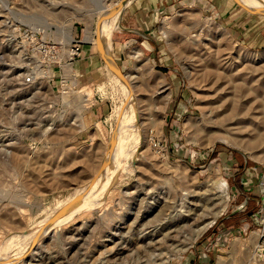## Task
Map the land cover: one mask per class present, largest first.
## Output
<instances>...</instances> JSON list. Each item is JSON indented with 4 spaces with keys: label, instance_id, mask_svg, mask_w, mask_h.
Listing matches in <instances>:
<instances>
[{
    "label": "rangeland",
    "instance_id": "rangeland-1",
    "mask_svg": "<svg viewBox=\"0 0 264 264\" xmlns=\"http://www.w3.org/2000/svg\"><path fill=\"white\" fill-rule=\"evenodd\" d=\"M120 1L0 0V264H264V16L182 2L156 28L159 56L126 47L123 81L95 54L87 80L68 38L102 52L97 6ZM96 100L106 118L88 125ZM217 179L226 207L191 241L220 208Z\"/></svg>",
    "mask_w": 264,
    "mask_h": 264
},
{
    "label": "crops",
    "instance_id": "crops-1",
    "mask_svg": "<svg viewBox=\"0 0 264 264\" xmlns=\"http://www.w3.org/2000/svg\"><path fill=\"white\" fill-rule=\"evenodd\" d=\"M189 0H132L120 13L117 26L111 34L112 41L111 53L116 63L124 61L126 47L139 43L143 49L151 51V55L159 56L160 46L157 40V32L163 16L170 10H174L182 2ZM193 1V0H192ZM197 1V0H194ZM109 47V42H108ZM95 54L102 60L99 51L96 49L94 54L82 48V56L75 60V68L87 75V80L91 79V71L96 61ZM128 57V56H127ZM99 68V67H98ZM101 102L96 100V105L91 112L85 116L88 125H96L104 122L105 110Z\"/></svg>",
    "mask_w": 264,
    "mask_h": 264
},
{
    "label": "bare ground",
    "instance_id": "bare-ground-1",
    "mask_svg": "<svg viewBox=\"0 0 264 264\" xmlns=\"http://www.w3.org/2000/svg\"><path fill=\"white\" fill-rule=\"evenodd\" d=\"M131 0H126L125 3L123 4H119L117 3L115 7H113L112 5H109V6H105L103 4V6L99 7L97 6V8H99V11L98 9H96L98 12V14L103 17L104 19V22H103V29L100 30V32L98 33L97 35V39H94L93 40V43H98L99 46L101 47V51H99L101 54L105 55L107 53V50H108V44H105V43H108L109 41V36H110V39H111V34L112 32L115 30L116 28V24H115V18L114 16L116 17L117 14L119 13V10H121L122 8H124L126 5H128V3L130 2ZM239 2H241L242 4H244L245 6H247L248 8L250 6L254 7V8H259L261 10H264V5L260 4V3H256L255 1H252V0H237ZM100 5V4H99ZM102 5V4H101ZM111 18V19H110ZM112 29V30H111ZM95 34V33H94ZM86 35H88L86 38H88L90 35H92V32L91 31H87ZM93 36V35H92ZM73 38L69 37L68 38V41H72ZM89 39V38H88ZM140 56V53H137V57ZM117 76V75H116ZM119 78V77H118ZM121 79V78H119ZM68 82V81H67ZM65 84V83H64ZM69 84V82H68ZM68 86V85H67ZM88 89L86 90H81L79 92V94H81L82 92H84V94L80 95V98L82 99V101L80 102H85L84 104H82L83 106H81L82 108H87L88 107V104H89V101L91 100L90 99V94H88ZM130 97H131V92H130ZM65 98V97H64ZM81 108V109H82ZM133 124H134V121H133ZM135 125V124H134ZM135 135V134H134ZM136 146V139L135 138H132L129 142V145L127 147V150L126 151V157L129 156L130 154L132 155V153L134 151H132L131 149L134 148ZM117 155V153H114L110 156V158H108L104 163L106 162H110L115 156ZM103 163V164H104ZM104 164L103 167L100 168V171L97 172V174L92 178L90 184L88 185L87 187V191L90 190V188L93 186L94 182L95 184L96 183H99L103 180H105V178H108V175H110L109 173L112 172L114 169H108L106 171H104L106 165L108 164ZM109 179V178H108ZM227 189H228V186H227V183L225 182V180L223 179H217V180H214L212 181L210 184H209V188L206 189V191L208 192H214V197L215 199L213 200H217V204L220 205V208L215 211L213 213L214 217L209 220L208 222H206L205 224H203L202 226H200L199 228L196 229L195 233H193V237H192V240L191 241H194L196 240V238L207 228L209 227L216 216H218L226 207V202L228 200V193H227ZM76 202V201H75ZM76 208V207H74ZM73 208V209H74ZM72 209L70 210V213H68V215L62 217L58 222H56L54 225L48 227V229H53L54 227L56 226H60L64 223H66L68 220L71 219L72 217ZM48 226V225H47ZM47 228V227H46ZM45 229V228H44ZM49 229V230H50ZM47 230V229H45ZM29 238V237H28ZM37 238V237H36ZM190 245H191V242H190ZM258 248V247H257ZM259 249V248H258ZM257 250V249H256ZM261 255V253H260ZM259 255V257H260Z\"/></svg>",
    "mask_w": 264,
    "mask_h": 264
},
{
    "label": "built area",
    "instance_id": "built-area-1",
    "mask_svg": "<svg viewBox=\"0 0 264 264\" xmlns=\"http://www.w3.org/2000/svg\"><path fill=\"white\" fill-rule=\"evenodd\" d=\"M82 53V42L77 39H73L70 44V51L68 55V63H73L75 60H77ZM61 86L63 87V82L61 81ZM154 147H157V144L154 143ZM259 251L264 255V226L262 227V230H260V234L257 237L256 242Z\"/></svg>",
    "mask_w": 264,
    "mask_h": 264
},
{
    "label": "water",
    "instance_id": "water-1",
    "mask_svg": "<svg viewBox=\"0 0 264 264\" xmlns=\"http://www.w3.org/2000/svg\"><path fill=\"white\" fill-rule=\"evenodd\" d=\"M125 2H126V0H121L119 4H123V3H125ZM249 9H251L253 12H255V13L259 14V15L264 16V10H261V9H259V8H254V7H252V6H250ZM99 54H100L102 60H103V61H104L109 67H110V69H111V70H112L117 76H119L123 81H126V80H125V75L121 73V71L118 69V67L113 63L112 59L109 58V57H106L105 55L101 54L100 52H99ZM106 163H108V162H106ZM106 163H104V164H106ZM104 164H102L101 167H103ZM101 169H102V168H101ZM99 171H100V169H99ZM80 203H81V202L78 200V201L76 202V204H75L73 207H77L78 205H80ZM68 213H70V211L67 212V213H65L62 217L68 215Z\"/></svg>",
    "mask_w": 264,
    "mask_h": 264
}]
</instances>
